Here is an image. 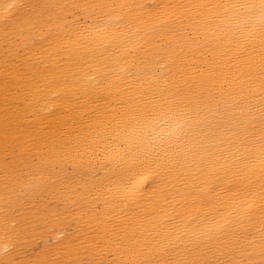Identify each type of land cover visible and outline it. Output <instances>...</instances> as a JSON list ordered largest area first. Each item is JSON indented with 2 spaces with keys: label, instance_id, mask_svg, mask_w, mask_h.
Here are the masks:
<instances>
[{
  "label": "bare ground",
  "instance_id": "6f19581e",
  "mask_svg": "<svg viewBox=\"0 0 264 264\" xmlns=\"http://www.w3.org/2000/svg\"><path fill=\"white\" fill-rule=\"evenodd\" d=\"M0 264H264V0H0Z\"/></svg>",
  "mask_w": 264,
  "mask_h": 264
}]
</instances>
